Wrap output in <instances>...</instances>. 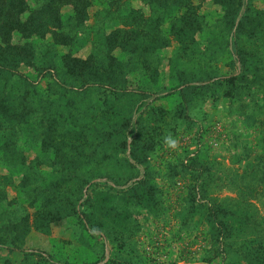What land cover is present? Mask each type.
Instances as JSON below:
<instances>
[{
	"label": "rangeland",
	"instance_id": "374dc122",
	"mask_svg": "<svg viewBox=\"0 0 264 264\" xmlns=\"http://www.w3.org/2000/svg\"><path fill=\"white\" fill-rule=\"evenodd\" d=\"M238 1L73 0L13 30L0 264H264V0L236 29Z\"/></svg>",
	"mask_w": 264,
	"mask_h": 264
},
{
	"label": "trees",
	"instance_id": "16d2710c",
	"mask_svg": "<svg viewBox=\"0 0 264 264\" xmlns=\"http://www.w3.org/2000/svg\"><path fill=\"white\" fill-rule=\"evenodd\" d=\"M72 1L73 0H41V2L37 3V5L31 6L27 0H0V42L2 45H4V49H0V56H5V58L8 60L7 66L12 67L14 65L13 62L18 60L17 57L20 59L29 60V47H27V45L30 44L28 43L29 41H23V43H11L10 38L13 30L25 35L35 34V32L39 31L40 23L43 22L42 25H44V23L51 21V18H45L48 12H55L54 14L58 15L63 4L72 3ZM247 3L248 0L238 1L237 9L234 12L235 16H233L234 18L231 19V24L232 26H236V29H238L242 24L244 19L243 12L247 6ZM7 66H4V64L0 66V73L2 72L1 76H4L2 79L0 77V103L5 102L6 105L11 104L10 99H14V97H16V94L14 93L15 91L13 92L10 90L9 87L11 84H9L6 78L7 73L5 72L8 69ZM240 75L241 73L239 72L237 76H231L237 78ZM26 84L30 83L26 82ZM27 90H29V88H27ZM173 90H175V88L169 90L168 92ZM21 94L22 93H20L19 97H21ZM24 103H26L25 99L22 101V104ZM135 123L136 122L133 119L128 128L130 132L133 131L132 127L135 126ZM37 255L40 256V258H42L46 264H67L52 260L49 256L41 253Z\"/></svg>",
	"mask_w": 264,
	"mask_h": 264
},
{
	"label": "clouds",
	"instance_id": "9594fccd",
	"mask_svg": "<svg viewBox=\"0 0 264 264\" xmlns=\"http://www.w3.org/2000/svg\"><path fill=\"white\" fill-rule=\"evenodd\" d=\"M164 140L168 148L172 150H176L178 148V141L175 138H173L171 135L165 136Z\"/></svg>",
	"mask_w": 264,
	"mask_h": 264
}]
</instances>
